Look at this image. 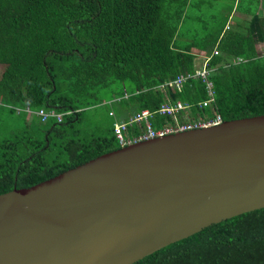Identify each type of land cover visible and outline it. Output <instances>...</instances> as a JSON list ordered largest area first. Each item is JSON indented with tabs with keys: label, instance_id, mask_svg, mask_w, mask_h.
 Returning <instances> with one entry per match:
<instances>
[{
	"label": "trees",
	"instance_id": "trees-1",
	"mask_svg": "<svg viewBox=\"0 0 264 264\" xmlns=\"http://www.w3.org/2000/svg\"><path fill=\"white\" fill-rule=\"evenodd\" d=\"M246 2L248 7H242ZM192 0H0V102L32 112L25 125L0 141V193L29 187L121 147L114 124L82 135L85 108L125 91L120 116L128 120L167 101L191 103L193 114L223 120L264 114V10L240 0L246 22H223L201 34L182 28ZM215 103L202 79L180 91L159 85L194 72L197 53L211 54ZM242 57L240 62H234ZM40 109L74 110L62 122L42 121ZM111 116V115H110ZM114 117V116H113ZM30 119V120H28ZM168 117L154 113L159 128ZM139 128L130 127L131 137ZM133 264H264V208L240 214L172 243Z\"/></svg>",
	"mask_w": 264,
	"mask_h": 264
},
{
	"label": "water",
	"instance_id": "water-1",
	"mask_svg": "<svg viewBox=\"0 0 264 264\" xmlns=\"http://www.w3.org/2000/svg\"><path fill=\"white\" fill-rule=\"evenodd\" d=\"M264 208V114L131 142L0 193V264H133Z\"/></svg>",
	"mask_w": 264,
	"mask_h": 264
},
{
	"label": "built area",
	"instance_id": "built-area-1",
	"mask_svg": "<svg viewBox=\"0 0 264 264\" xmlns=\"http://www.w3.org/2000/svg\"><path fill=\"white\" fill-rule=\"evenodd\" d=\"M219 54V49L214 48L211 54L201 52L199 54L201 58V64H196L194 72H186L179 74L175 79L166 81L159 85V89L165 92L169 87H175L178 90H182L184 84L191 79H202L206 85L208 91V98L199 103L200 107L213 106L215 103V90L214 83L211 79V73L218 69V65L211 66L210 61L213 56ZM198 55V54H197ZM242 57H237L233 61L240 62ZM131 94L125 91L121 97L114 98L115 102H120L123 98H128ZM193 106L191 103H185L181 100L172 101L167 97L159 110L153 112L149 109H144L140 113L131 115L128 120L117 119L114 124L115 135L119 144L125 146L131 142L138 140H144L154 138L157 136H164L171 133L187 131L204 126H212L222 123L224 120L220 114L213 108L214 115L202 116L199 111L194 115ZM158 112L161 115L168 117V120L156 128L151 121L154 113ZM74 110H68L66 112H58L55 109L45 110L40 109L36 112L42 118V121H47L50 118H56L57 121L62 122L66 115H71ZM110 115L116 117L115 111H110ZM136 126L139 128L138 135L131 137L129 134L130 127Z\"/></svg>",
	"mask_w": 264,
	"mask_h": 264
},
{
	"label": "rangeland",
	"instance_id": "rangeland-1",
	"mask_svg": "<svg viewBox=\"0 0 264 264\" xmlns=\"http://www.w3.org/2000/svg\"><path fill=\"white\" fill-rule=\"evenodd\" d=\"M188 6V16L185 19L182 28L190 29L192 33L201 34L204 30L218 28L223 22L227 25L238 22L248 21L251 16L244 13L241 8L237 9L236 0H192ZM262 5V3H261ZM242 7H248L246 2ZM243 20V21H240ZM257 49L260 54H264V44L258 43ZM198 55L201 53L198 49L193 50ZM197 55V57H198ZM199 65L201 61L196 59ZM1 75V69H0ZM120 104L112 98L111 92L102 94V102L98 105L90 106L84 109L81 114L79 127L82 129V135L92 133L98 129L99 134H106L107 128L117 119H120ZM17 107L0 102V141L11 136L12 132L21 129L25 125V119L32 118V112H18ZM115 111L116 117L110 116V111ZM30 120V119H28Z\"/></svg>",
	"mask_w": 264,
	"mask_h": 264
},
{
	"label": "crops",
	"instance_id": "crops-1",
	"mask_svg": "<svg viewBox=\"0 0 264 264\" xmlns=\"http://www.w3.org/2000/svg\"><path fill=\"white\" fill-rule=\"evenodd\" d=\"M236 2H240V0H236ZM261 3H262V5H260V8L264 10V0H261ZM240 21H243V20L240 19ZM227 27H228V25H227ZM201 52H205V51H201ZM197 59H199L200 61H202L199 55H198ZM120 118L123 119V117H121V116H120Z\"/></svg>",
	"mask_w": 264,
	"mask_h": 264
}]
</instances>
